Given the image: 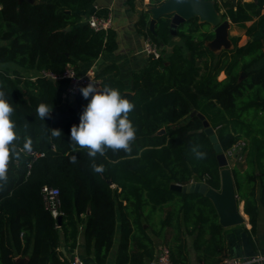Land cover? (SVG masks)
<instances>
[{
	"label": "trees",
	"instance_id": "trees-1",
	"mask_svg": "<svg viewBox=\"0 0 264 264\" xmlns=\"http://www.w3.org/2000/svg\"><path fill=\"white\" fill-rule=\"evenodd\" d=\"M163 1L152 0L155 5ZM213 1L218 12L225 8L222 18L235 24L260 17L264 5V0H238L236 5L231 0ZM94 2L0 0V63L38 72L32 79L10 73L9 68L0 70V89L13 108L10 118L16 133L6 179L0 180V264H17L19 256L28 257V264H69L58 252L60 240L63 236L70 247H76L80 226L86 253L97 264H106L117 237L118 213L116 264H146L154 258L150 226L159 236L168 229L163 243L175 264H189L184 255L187 236L195 237L193 244L203 250L207 264L220 262L225 227L213 201L206 194L170 187L205 182L221 189L224 167L202 119L191 115L195 110L209 120L224 152L243 143L239 152L246 166L231 171L238 202H244L251 224L250 243L257 248L260 208L264 211V66L256 64L264 57V43L253 39L243 46L213 50L208 45L215 35L210 23L194 16L180 24L176 35L183 45H174L161 59L150 57L146 68L133 72L129 101L134 107L128 119L136 134L130 150L106 148L91 157L86 148L70 141L71 127L79 123L87 100L81 92L74 102L65 100L69 80H50L40 72L61 76L68 66L77 68L116 49L112 29L95 31L87 23L79 25L81 12ZM170 22V15L160 17L154 34L146 14L139 21L162 53ZM97 77L101 88H116L123 96L126 86L115 65ZM41 104L52 106L44 120L37 115ZM162 128L166 132L158 135ZM54 130L59 135H53ZM30 148L45 155L32 163ZM193 149L205 153L204 157L198 158ZM45 185L60 191L61 222L44 205Z\"/></svg>",
	"mask_w": 264,
	"mask_h": 264
},
{
	"label": "crops",
	"instance_id": "crops-1",
	"mask_svg": "<svg viewBox=\"0 0 264 264\" xmlns=\"http://www.w3.org/2000/svg\"><path fill=\"white\" fill-rule=\"evenodd\" d=\"M154 7H156V5L152 2V0H95L92 6L81 12L79 25L86 24L89 17L97 11H106L107 13H111L113 19V25L111 29L116 33L117 47L114 51L102 53L98 59L91 63L78 64L77 68L75 67L76 70L79 73H86L89 70H93L94 74L97 76L98 73L104 70L107 66L115 65V69L118 71V77L126 86L125 92L133 94L131 91L133 84V72L146 68L150 62V56L144 51L145 42L149 35L146 33V30H141L139 21L141 16L146 14L148 16V22L150 26V20L153 16L151 9ZM224 9L225 8L222 7L221 12L219 13L220 15ZM259 18L261 19L260 21ZM223 20L224 19H222L221 16V21ZM226 20L229 21L228 38L230 40V48L235 45L243 46L247 44L248 41L253 39L262 40L264 43V14H262V9L260 17H255L254 19L245 23L235 24L230 20V18H227ZM258 22L260 23L258 24L257 28H253L254 24H257ZM211 28L214 29V26L211 25ZM176 44L183 45V41L180 40L177 35L170 34L167 42H165L163 45V48L166 49L164 50L165 53H163L164 57L170 54L172 47ZM0 65L5 66V68H9L11 71H16L21 74L26 72L34 73L35 75L38 74V72L35 70H27L12 63H0ZM256 66H264V57L256 64ZM222 75L225 76V73L222 72ZM239 205H241L244 221L239 224L224 226L225 249L220 256V259L225 257H246L258 252H264L263 208H260L259 227L255 236L257 248H255L249 240L248 230L251 228V224L249 223L248 215L244 212V202L240 201ZM118 218L117 237L106 264H116V255L121 230V220L119 213ZM154 218L155 220H158V216ZM148 232L151 234L155 243V255L154 258L152 260H148L146 264H152L158 254L159 248L164 245L163 238L165 232L168 233L169 231L168 229H165V231H163L159 236L153 232V227L150 226ZM194 239V236H187V242L184 249V255L187 257L189 264L205 262L202 259L203 250L195 248L193 244ZM58 252L61 255V259H66L68 262L75 254H77L84 259L86 264H97L94 260V257L86 253L83 238V226H80L77 246L74 248L70 247L66 243L65 238L62 236L58 247ZM27 263L28 257H17V264Z\"/></svg>",
	"mask_w": 264,
	"mask_h": 264
},
{
	"label": "clouds",
	"instance_id": "clouds-1",
	"mask_svg": "<svg viewBox=\"0 0 264 264\" xmlns=\"http://www.w3.org/2000/svg\"><path fill=\"white\" fill-rule=\"evenodd\" d=\"M80 92L87 104L80 113L79 123L71 127L70 141L86 148L91 157H95L97 153L103 154L106 148L130 150V142L135 138L136 129L128 119V113L134 107L129 99L122 96L116 88H101L92 81L80 87ZM51 111L52 106L41 104L37 108V115L44 120ZM12 112L13 108L5 91L0 89V180L6 179L9 149L16 138L14 121L10 118ZM59 133V130L53 131V135ZM193 151L198 158L205 155L196 149ZM75 159L73 156V162ZM95 170L103 169L96 167Z\"/></svg>",
	"mask_w": 264,
	"mask_h": 264
},
{
	"label": "water",
	"instance_id": "water-1",
	"mask_svg": "<svg viewBox=\"0 0 264 264\" xmlns=\"http://www.w3.org/2000/svg\"><path fill=\"white\" fill-rule=\"evenodd\" d=\"M28 1L35 3L38 0ZM231 1L234 5H236L238 0ZM151 12L153 13V16L150 20L149 27L154 34L156 33L155 26L157 20L162 16L170 15L171 35L177 34V29L180 24L193 18L194 16H197L201 21L208 22L214 26V38L208 42V45L211 49L219 50L222 48H230V40L228 38L229 21L226 19L221 21L222 14L220 15V12L217 11L215 2L213 0H165L159 5H156V7L152 8ZM67 29H70V27H67ZM49 79L55 80L52 77ZM123 96L130 100L132 94L129 92H124ZM74 106L77 107L78 104L75 103ZM196 114L202 119L204 131L210 137V140L214 145L219 165L224 167V169L221 171V189L216 190L211 188L205 182H192L187 185L174 183L171 184L170 187L175 191L183 193L206 194L213 201L220 217V223L223 226L242 223L244 221V217L241 205H239L238 202L239 196L236 191L232 171L226 169L228 168L227 155L219 142L215 129L211 126L206 116L201 112H197L196 110L193 111L191 115L194 116ZM165 132L166 129L162 128L157 132V134L162 135ZM61 220L62 217L59 216L58 221L61 222Z\"/></svg>",
	"mask_w": 264,
	"mask_h": 264
},
{
	"label": "built area",
	"instance_id": "built-area-1",
	"mask_svg": "<svg viewBox=\"0 0 264 264\" xmlns=\"http://www.w3.org/2000/svg\"><path fill=\"white\" fill-rule=\"evenodd\" d=\"M262 14H264V5L262 8ZM87 24L95 31H107L108 29H111L113 25L112 14H98L95 12L89 17ZM144 51L147 55L154 59H161L164 57L160 46L150 36L146 39ZM40 75H44L48 78L52 77L54 79L67 78L69 80V84L63 94V97L65 100H69L71 102H74L76 97L79 95L80 87L87 85L90 81L101 87V79L94 74L93 70H89L86 73H79L74 66H68L61 76H57L46 71L40 72ZM35 78L37 77H32V79ZM242 145L243 143H239L228 153L231 154L233 151L237 150V148H239V152ZM51 149H54V146H51ZM21 151H25V149H21ZM27 154L32 157L33 163L36 159L43 157L45 152L35 148H30L27 150ZM32 163L29 164L28 169L31 168ZM42 198L46 209L51 212L56 220H58L59 216H63L60 191L57 187L50 185L43 186ZM69 264H86V262L82 257L75 254L70 259ZM152 264H175L172 260L170 249L167 246L162 245L159 248L158 254ZM198 264L207 263L200 262ZM216 264H264V252H258L246 257H225Z\"/></svg>",
	"mask_w": 264,
	"mask_h": 264
},
{
	"label": "rangeland",
	"instance_id": "rangeland-1",
	"mask_svg": "<svg viewBox=\"0 0 264 264\" xmlns=\"http://www.w3.org/2000/svg\"><path fill=\"white\" fill-rule=\"evenodd\" d=\"M0 70L5 71V66L0 65ZM9 72L13 73L14 71H11L9 69ZM22 75L25 77H31V78L35 77L34 73H29V72L22 73ZM224 77L225 76H223L222 72H221L219 78L223 79ZM238 149L239 148H237V150L233 151L231 154H229L228 152H225L227 155V159H228V166L227 167L229 168V170H231V168L234 166L241 167V169H243L246 166V164L244 162V154H241V152H238Z\"/></svg>",
	"mask_w": 264,
	"mask_h": 264
}]
</instances>
